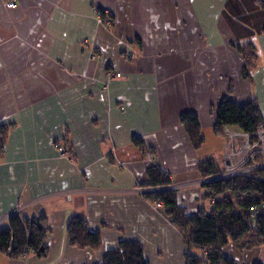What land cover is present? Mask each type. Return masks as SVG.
I'll list each match as a JSON object with an SVG mask.
<instances>
[{
	"label": "crops",
	"instance_id": "obj_1",
	"mask_svg": "<svg viewBox=\"0 0 264 264\" xmlns=\"http://www.w3.org/2000/svg\"><path fill=\"white\" fill-rule=\"evenodd\" d=\"M247 42L258 55L251 80L238 49ZM225 96L255 99L264 118L257 0H17L14 8L0 0V123L9 125L0 220L20 204L21 215H45L48 226L43 255L0 251V264H95L123 240L138 241L149 264H186L199 251L133 189L150 186L153 166L180 182L199 177L202 161L224 164L228 146L213 126ZM186 111L198 115V149L180 121ZM204 193L179 189L177 202L196 213L207 207ZM72 217L99 232V248L69 243ZM227 251L238 264H264L263 244Z\"/></svg>",
	"mask_w": 264,
	"mask_h": 264
},
{
	"label": "trees",
	"instance_id": "obj_2",
	"mask_svg": "<svg viewBox=\"0 0 264 264\" xmlns=\"http://www.w3.org/2000/svg\"><path fill=\"white\" fill-rule=\"evenodd\" d=\"M264 8V0H257ZM244 66L242 75L251 80L257 66L258 55L253 43L238 45ZM216 121L215 134L222 135L223 128L233 126L244 133H255L264 122L259 104L255 99L239 103L223 97L214 108ZM180 121L195 149L204 143L198 115L192 111L183 112ZM9 125L0 123V156L5 147ZM135 144L139 140L134 139ZM222 166L202 161L199 165L200 176L218 173ZM147 185L165 186L171 181L162 170L153 166L148 171ZM203 199L213 198L208 207L201 206L196 213H187L177 202L176 191L163 189L145 195L146 198L161 203L164 215L180 231L190 250L186 264H238L223 253V247L232 242L240 250H250L264 244V171L254 176L234 175L203 183ZM69 243L75 247L99 248V232L92 231L87 222L80 217H72L67 223ZM48 226L45 215L26 217L11 214L5 225L0 228V251L10 257H19L28 249L41 256L46 250L45 239ZM95 264H149L143 255L142 245L136 240H123L117 249L107 252L100 263ZM252 264H263L253 262Z\"/></svg>",
	"mask_w": 264,
	"mask_h": 264
},
{
	"label": "built area",
	"instance_id": "obj_3",
	"mask_svg": "<svg viewBox=\"0 0 264 264\" xmlns=\"http://www.w3.org/2000/svg\"><path fill=\"white\" fill-rule=\"evenodd\" d=\"M3 3L7 8H14L17 5V0H3ZM115 75L119 76L120 73H116ZM227 136L229 137V150L227 152L225 162L222 165L223 169L218 173L204 176V178L201 179V183L199 184L217 179L227 178L234 175L254 176L255 172L264 171V122L262 123L261 127L253 134L240 131L239 133L229 132L227 133ZM235 137L244 138V143L237 145L234 140ZM251 138L253 141L251 140ZM55 147L60 153L64 151V147H62L61 145L55 144ZM192 182L194 181L185 180L177 183L170 182L165 186L156 187L136 185L133 191L141 195L163 189L177 191L179 189L188 188L193 184ZM210 200L211 202L214 201L213 198H210ZM156 205L158 207H161V203L159 201H156ZM21 210L22 205L18 204L11 213L5 214L0 222L7 220L11 214L16 213L18 215H21ZM25 254L26 253L23 254V257Z\"/></svg>",
	"mask_w": 264,
	"mask_h": 264
},
{
	"label": "rangeland",
	"instance_id": "obj_4",
	"mask_svg": "<svg viewBox=\"0 0 264 264\" xmlns=\"http://www.w3.org/2000/svg\"><path fill=\"white\" fill-rule=\"evenodd\" d=\"M227 133H229V132H225L224 133V131H223V134H222V136L224 137L223 139L225 140V143H226V146H228V143H229V137L227 136ZM230 133H232V132H230ZM239 133V132H238ZM218 135V134H217ZM251 140H252V138H251ZM244 141H245V139L244 138H241V141H239V145L240 144H243L244 143ZM253 141V140H252ZM237 143V142H236ZM229 150V149H228ZM228 150H227V148H226V151L224 152V159L226 158V155H227V152H228ZM258 154V153H257ZM261 154V153H260ZM262 159V158H261ZM261 159H259V160H261ZM204 177H202V176H199V177H197V178H194V179H190L189 181H194V182H192L193 184L191 185V186H189V187H195V186H201V187H203V184H199V183H201V179H203ZM197 182V183H196ZM172 183H177V182H172ZM148 187V186H147ZM154 203V202H153ZM209 204H211V200H210V198L209 199H207V207L209 206ZM155 207H158L157 205H156V202H155ZM4 216V215H3ZM3 216H2V218H3ZM230 244L229 245H232L233 246V243L232 242H229ZM264 245V244H263ZM235 248H236V246H235ZM222 249H224L223 250V253L224 254H226V255H228L227 253H229L230 254V252H228L227 251V244L222 248ZM236 249H238V250H240L239 248H236ZM32 250V249H31ZM34 252V251H33ZM26 254L24 255V258H26V257H28V253L27 252H25ZM35 253V252H34ZM24 254V253H23ZM23 256V255H22ZM26 256V257H25ZM229 256V255H228Z\"/></svg>",
	"mask_w": 264,
	"mask_h": 264
}]
</instances>
